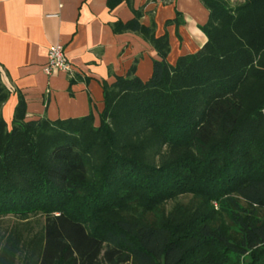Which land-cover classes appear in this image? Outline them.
<instances>
[{
  "label": "trees",
  "instance_id": "1",
  "mask_svg": "<svg viewBox=\"0 0 264 264\" xmlns=\"http://www.w3.org/2000/svg\"><path fill=\"white\" fill-rule=\"evenodd\" d=\"M122 2L113 33L158 59L102 83L97 126L26 121L21 96L8 126L0 82V264H264V0H199L206 42L173 65L142 9L106 5Z\"/></svg>",
  "mask_w": 264,
  "mask_h": 264
},
{
  "label": "crops",
  "instance_id": "2",
  "mask_svg": "<svg viewBox=\"0 0 264 264\" xmlns=\"http://www.w3.org/2000/svg\"><path fill=\"white\" fill-rule=\"evenodd\" d=\"M142 9V25L155 23L157 37L168 35L167 62L191 54L206 42L199 30L208 11L199 0H130ZM107 0H0V82L10 94L2 116L10 126L18 96L26 106L25 120L50 121L81 118L93 114L95 122L103 110L102 83L125 76L135 64V75L143 82L152 74L153 48L140 36L115 34L111 25L133 18L122 2L114 9ZM183 20L165 26L166 21ZM61 45L71 66L73 82L66 73L43 71L49 47Z\"/></svg>",
  "mask_w": 264,
  "mask_h": 264
},
{
  "label": "built area",
  "instance_id": "3",
  "mask_svg": "<svg viewBox=\"0 0 264 264\" xmlns=\"http://www.w3.org/2000/svg\"><path fill=\"white\" fill-rule=\"evenodd\" d=\"M43 71L46 75H52L56 73H72L71 66L64 56L61 45H53L49 47L47 61Z\"/></svg>",
  "mask_w": 264,
  "mask_h": 264
},
{
  "label": "rangeland",
  "instance_id": "4",
  "mask_svg": "<svg viewBox=\"0 0 264 264\" xmlns=\"http://www.w3.org/2000/svg\"><path fill=\"white\" fill-rule=\"evenodd\" d=\"M95 125L96 126L98 125V121L95 122ZM190 200H191L190 196L180 197L175 202L167 203L165 208L167 211H170L175 204H177V203L178 204H187ZM214 206H216V205L214 204ZM15 222H16V219L12 216L2 218L0 220V233H3L7 228H10L13 225V223H15Z\"/></svg>",
  "mask_w": 264,
  "mask_h": 264
}]
</instances>
